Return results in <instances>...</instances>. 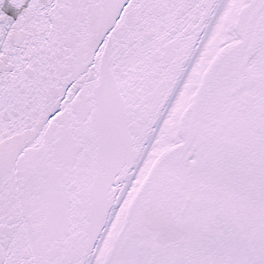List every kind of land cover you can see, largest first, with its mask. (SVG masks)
Listing matches in <instances>:
<instances>
[{"label":"snow or ice","instance_id":"obj_1","mask_svg":"<svg viewBox=\"0 0 264 264\" xmlns=\"http://www.w3.org/2000/svg\"><path fill=\"white\" fill-rule=\"evenodd\" d=\"M0 264H264V0H0Z\"/></svg>","mask_w":264,"mask_h":264}]
</instances>
